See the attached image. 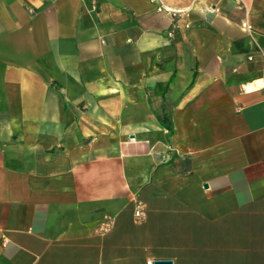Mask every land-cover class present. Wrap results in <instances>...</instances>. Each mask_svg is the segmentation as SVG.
I'll use <instances>...</instances> for the list:
<instances>
[{
  "label": "crops",
  "instance_id": "obj_1",
  "mask_svg": "<svg viewBox=\"0 0 264 264\" xmlns=\"http://www.w3.org/2000/svg\"><path fill=\"white\" fill-rule=\"evenodd\" d=\"M155 260L264 264V0H0V264Z\"/></svg>",
  "mask_w": 264,
  "mask_h": 264
},
{
  "label": "built area",
  "instance_id": "obj_2",
  "mask_svg": "<svg viewBox=\"0 0 264 264\" xmlns=\"http://www.w3.org/2000/svg\"><path fill=\"white\" fill-rule=\"evenodd\" d=\"M157 10L158 11H162L166 15H168L169 17H171V19L173 21L172 27H174V28H177V24L176 23L180 19H183L186 16V10H183V9H173V8H170V7H166V6L162 5V4L158 5ZM189 25H190L189 23H185L184 24V27L187 29V28H189ZM167 35H168V37H172L173 36V31L170 30L167 33ZM134 215H135V217L137 219H141V218L144 217V212L141 210L140 205L137 207ZM147 264H152V262L149 261Z\"/></svg>",
  "mask_w": 264,
  "mask_h": 264
},
{
  "label": "water",
  "instance_id": "obj_3",
  "mask_svg": "<svg viewBox=\"0 0 264 264\" xmlns=\"http://www.w3.org/2000/svg\"><path fill=\"white\" fill-rule=\"evenodd\" d=\"M153 264H173L170 260H155Z\"/></svg>",
  "mask_w": 264,
  "mask_h": 264
}]
</instances>
